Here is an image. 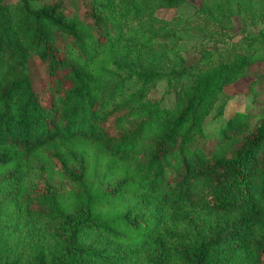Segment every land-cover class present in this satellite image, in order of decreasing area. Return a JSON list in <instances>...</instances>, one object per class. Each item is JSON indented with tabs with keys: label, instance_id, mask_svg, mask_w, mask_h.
I'll use <instances>...</instances> for the list:
<instances>
[{
	"label": "trees",
	"instance_id": "trees-1",
	"mask_svg": "<svg viewBox=\"0 0 264 264\" xmlns=\"http://www.w3.org/2000/svg\"><path fill=\"white\" fill-rule=\"evenodd\" d=\"M188 6L0 0V264H264V70L224 117V87L264 66V0ZM199 13L240 37L211 31L187 64Z\"/></svg>",
	"mask_w": 264,
	"mask_h": 264
},
{
	"label": "rangeland",
	"instance_id": "rangeland-1",
	"mask_svg": "<svg viewBox=\"0 0 264 264\" xmlns=\"http://www.w3.org/2000/svg\"><path fill=\"white\" fill-rule=\"evenodd\" d=\"M12 1V0H11ZM14 1V0H13ZM190 6L187 7L186 11L188 14L194 12L195 8H199L202 5L203 0H187ZM254 11V10H253ZM261 10L258 12L254 11L253 14L256 13L254 19L251 20V14L245 13L244 17L247 19L249 24V29L252 30L249 33H255L258 30L263 28V22L260 21L256 25H250V21L252 22L255 20L258 15L260 14ZM185 13V15L187 14ZM178 13L175 9H160L157 11V16L164 19H171L176 16ZM183 40L181 41L179 48L181 51L184 52L186 57L187 64L194 63L202 50H200V43L203 47H209L210 41L209 36L211 35V31H219L223 35H232L233 39H238L240 37V30L242 28L241 23L238 21V18L231 17L228 19V23L226 28L218 29L212 25V21L204 17L202 13L197 14L193 20L189 21L188 23H184L181 26ZM252 27V28H251ZM203 30H206L204 32ZM211 47V46H210ZM213 47V44H212ZM201 48V49H202ZM264 70V66H255L250 69L247 75L243 76L242 78L238 79L236 82L227 85L224 87V92L227 94L228 98H230L227 102L226 108L224 110V117L228 118L229 116L233 115L235 112H249L254 107V101L251 91L250 85L257 77L258 73ZM166 93V84L164 81L159 82L156 86L151 89L149 96L150 99L153 101L163 100L164 105H169L174 101V95H165ZM165 95V97H164ZM15 237V235L13 236ZM16 237H20V241L23 245H27L29 239H27L24 235H16ZM15 237V239H16ZM24 251V250H23ZM15 252V251H14Z\"/></svg>",
	"mask_w": 264,
	"mask_h": 264
}]
</instances>
